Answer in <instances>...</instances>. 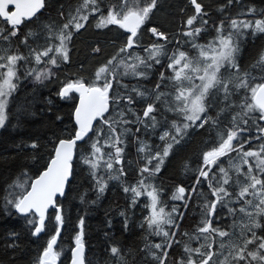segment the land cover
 Segmentation results:
<instances>
[{
    "label": "trees",
    "instance_id": "16d2710c",
    "mask_svg": "<svg viewBox=\"0 0 264 264\" xmlns=\"http://www.w3.org/2000/svg\"><path fill=\"white\" fill-rule=\"evenodd\" d=\"M82 3L83 0H45L43 12L21 25L17 35L10 40H0V55L19 54L25 57L17 62V88L11 94L7 121L0 131V264H38L47 241L58 226L61 230L55 246V250L60 253L58 264H70L81 219L84 221L86 264H160L156 256H161L164 264H186L189 258L194 264H202L207 258L203 255L205 253L213 254L208 264H248L246 260H233V256L239 247L244 246V241L252 236L253 231L257 237H264V216L257 218L261 227L256 228L252 227L248 215L239 211L241 207L253 210L246 203L247 200L258 202L252 195L239 198L241 186L247 183L242 173H247L248 164H244L243 160L247 159L253 165L254 174H258L256 158H245L243 152H260L261 146H264V133L259 132L258 127H264V121L258 119V112L246 117V125L240 120L234 122L232 117L240 113L245 100L250 102L251 98L248 89L235 87L237 79L244 78L252 85L264 83V67L258 66L264 54V32L255 27L233 29L232 21L253 25L257 20L264 21V0H197L202 8L200 15L196 14L192 0H157L156 7L138 30V44L129 51L133 57L146 58V48L153 44L163 45V54L158 57L160 63L149 61L152 67H141L139 70L146 72L144 77L119 75L113 81L109 94L111 108L105 117L114 122L116 134L123 141L118 145L123 149L120 163L113 159V168L106 167L108 154L114 155L115 152L114 148L106 145L102 147L104 159L99 162L97 169L93 170L84 163V157L91 154V144L99 138L104 145L108 137V125L99 119L94 128L101 129L99 137L92 132L76 146L72 180L65 196L57 202L64 218L62 226L57 225L56 210H52L43 234L37 237L32 234L33 225L28 220L38 223V217L32 213L22 216L6 203L12 198L11 194L30 190L27 183L24 189L15 187L18 179L30 183L37 178L54 156V148L59 140L74 137L77 130L74 114L79 95L72 93L70 97L61 98L58 93L64 83L76 79L92 83L99 67L117 56L129 35L118 25L98 27L101 15L106 16L110 8L120 3V0H98L100 11L88 14L87 20L82 21L84 26L78 31L70 28L72 37L67 44L69 59L63 61L58 58L57 74L45 81L28 83L31 76L50 65L38 64L35 53L47 46L59 44V33L77 15ZM193 16L196 19L191 28L201 29L194 38L184 35L189 30L187 20ZM221 25L223 31L218 32ZM152 28L164 33L168 37L167 42L154 37ZM229 33L234 34L238 48L234 59L239 72L228 65L221 68V78L230 82L228 98L225 99L222 89L214 96L210 95L205 101L206 112L202 114V117L211 118L209 123L203 128L190 127L185 130L179 142L173 143L159 172L152 175L144 173L142 177L140 170L145 165L151 168L157 163L152 160L149 165L148 160L172 143L171 137L176 134L175 126L187 122L183 114L170 110L174 107L176 82L171 79L174 73L168 67L169 57L174 52L185 51L190 58H198L199 53L193 48V42L207 46L212 42L218 43L219 35ZM25 38L27 43H23ZM97 48L99 52L94 51ZM121 58L128 63L135 62L134 59H128L127 54L121 53L114 63ZM44 59L47 60V57ZM123 71L122 66L117 68L118 73ZM161 73L165 77L163 80ZM198 81L194 83L198 84ZM184 83L187 87L188 82ZM157 84L161 85L159 90L156 89ZM134 88L145 95H137ZM157 91L165 94L160 100L156 99ZM129 95L132 97L131 103L126 99ZM150 103L156 109L151 114L155 117L154 123L143 117ZM236 127L244 129L238 131L237 139L233 141L237 150L217 161L231 177L229 184L225 185L230 196L225 197L222 204H217L214 216L207 217L205 203L213 201L215 197L211 195L210 180L200 178V183H196L199 169L203 166V153L218 146L221 134ZM166 132L169 136L162 140ZM34 143L37 145L35 148L31 146ZM241 144L242 151L239 147ZM142 146L144 151H140ZM260 154L264 157V152ZM213 174L217 178L222 175L217 166H212L209 177ZM96 178L103 179L105 187L102 193L98 190ZM142 178L146 185L156 189L158 208L163 207L172 216V224L161 225L162 230L170 234L167 238L163 231L158 232L155 225L152 228L148 226L151 200L147 194L135 197L131 191L124 190L126 187H136ZM259 178L264 179V174H260ZM178 187L186 190L183 200L173 199ZM174 208L176 211H173ZM233 209L235 211H230ZM206 218L211 219L213 228L223 230L228 235L221 237L211 230L208 233L199 232L198 228L203 226ZM173 233L174 236L171 235ZM169 242L170 247L167 246ZM259 242L256 240L249 244L247 250L256 251ZM156 244H161L162 248H155ZM110 245L119 249V254L114 256L110 250L104 258V251ZM186 248L193 251H186ZM195 249H200V252H195ZM164 251L168 253L166 258L162 255ZM251 264L264 262L253 260Z\"/></svg>",
    "mask_w": 264,
    "mask_h": 264
},
{
    "label": "snow or ice",
    "instance_id": "6c2138e0",
    "mask_svg": "<svg viewBox=\"0 0 264 264\" xmlns=\"http://www.w3.org/2000/svg\"><path fill=\"white\" fill-rule=\"evenodd\" d=\"M195 5V11L197 15L202 13V8L197 0H192ZM157 0H120L118 6L110 8L107 15H101L98 27L107 25H118L119 28L124 29L129 35L123 47L120 48L117 56H113L108 60L106 64L99 67L95 73V79L92 83H87L83 79L69 80L64 83L58 95L61 98L70 97L71 93L79 94V106L75 109V123L78 126L75 131L74 137L69 139H60L58 145L54 148V156L47 164L46 170L38 175L37 178L21 182L19 179L15 182V187L25 188L27 183L30 190L25 189L19 194H11L12 198L7 200V204L15 208L16 212L27 215L29 213L38 216V223L34 220H28L30 225H33V235H38L45 229V218L49 207H53L56 210L55 221L57 225H63L64 218L60 212V209L56 203L57 195L63 196L65 194V185L72 173V161L73 153L78 141H83L89 132H95L99 137L101 129L93 128V121L100 118L105 124L108 125L109 133L107 139L104 141V145L100 143V139L97 138L91 144L90 156L84 157V163L88 164L93 170L99 167V162L104 159V153H102V147L105 145L115 149L114 155L109 153V161L106 162L108 169L113 168L112 160L116 163H120V156L123 151L120 145L123 141L120 136L116 134V128L114 122L105 117V113L109 111L110 103V91L113 88V81L118 78L119 75H132L134 77H144L145 71H141V67L144 69L152 67L149 61H154L156 64L160 63L158 57L163 54V45L153 44L150 48H146L148 52L146 58L140 56L133 57V53L130 49H133L138 44V30L149 18V14L156 7ZM45 6V0H0V40L8 41L11 37L17 35L19 27L26 20H31L36 16ZM14 9V10H13ZM98 0H83L81 8L77 9V15L73 16L68 24L63 26V30L59 33L57 39L59 44L57 46H47L42 51L35 53V60L39 63L50 64L51 66H58V58L63 61L69 59L67 44L72 37V31L70 28H74L78 31L84 26L82 21H86L88 14L99 12ZM196 16H193L187 20L189 30L184 32L185 36L194 38L197 36L201 29L191 28ZM7 25V27H5ZM255 27L258 31L264 32V21L257 20L255 24L249 22H237L232 21V28H250ZM223 31V25H221L218 32ZM151 32L158 40L166 41L168 37L158 31L156 28H152ZM218 43L212 42L207 46L198 45L193 42V48L198 50V58H190L185 51L174 52L170 59L168 67L172 69L174 76L171 77L176 82L174 107L170 110L178 111L183 114L186 123L182 126H175V135L171 137L172 143H168L162 152H156L155 155L148 160L150 165L152 160H156L157 163L151 168L145 165L140 171L143 177L144 173L152 175L159 172L160 166L164 163V158L169 155V151L173 146V143H178L179 138L183 135L185 130L190 127L203 128L205 124H208L211 120L208 116L201 114L206 112L207 98L221 89L225 93V99L230 94V88L228 81H224L220 76L221 68L228 65L231 68L236 69L239 72V67L235 63L234 54L238 51V48L234 41V34L229 33L227 35H219ZM27 43V39L23 41ZM99 52V48L94 49ZM50 53H53L50 55ZM121 53L127 54L128 59H134V63H128L125 59L121 58L117 63V57ZM47 57V60L44 58ZM25 59V57L19 54H9L7 56L0 55V127H3L7 119V104L8 98L12 92L16 90V84L14 78H16V65L19 60ZM123 67V72L118 73L117 68ZM258 66L264 67V54L261 55L258 61ZM53 75L51 68H45L36 73L35 79L38 81L48 79ZM165 79L163 73H161V80ZM199 80V84H195L194 81ZM185 81L188 82V86H185ZM160 84L156 85V89L159 90ZM236 88H246L251 94L250 102L246 99L241 112L232 117L233 121H242L244 125L248 124V119L252 113H259L258 119L264 121V83L252 85L248 80L244 78H238L235 83ZM215 90V92L210 91ZM137 92V95H145L143 92L133 89ZM165 94L157 91L156 99L160 100ZM129 103L132 102V97L129 95L126 97ZM114 102V101H113ZM153 104H148L143 112V117L155 122V117L151 114L155 111ZM59 119V117H58ZM199 121V123H197ZM213 124L217 121H211ZM127 123V121H125ZM238 131H244L242 127H236L229 129L226 134H221L220 143L218 146L213 147L203 153V166L199 169V176L196 183H200V178L210 180L209 187L211 189V195L215 197L213 201L205 203V209L207 217H212L216 214L217 204H222L225 197H229L225 185H228L231 177L225 168L220 167L217 161L220 157L227 155L229 152L236 151L237 148L233 145V141L237 139ZM258 131L264 133V127H258ZM169 136V133H165L161 137L163 140ZM258 139L261 137H257ZM33 148L37 147L34 143L31 145ZM240 150L242 151L243 145L241 144ZM140 151H144V147L140 148ZM261 152H264V146H261L260 152L246 151L243 152V157H254L257 160L256 169L258 174H254L253 165L249 164L247 159L243 160L244 164H248L247 173H242L247 183L241 186L239 192V198L244 199L248 195H252L258 202L247 200L246 203L253 209L248 211L247 208L241 207L240 212L248 215L252 227L259 228L261 224L257 219L260 216H264V179L259 178L260 174H264V157H261ZM212 166L219 168V173L222 175L217 178L215 174L209 177V173L212 171ZM240 172V169L237 168ZM121 174L123 170L121 169ZM95 177V171H93ZM211 181H215L212 183ZM98 190L102 193L104 191L105 184L102 178H96ZM151 188L149 191L148 189ZM125 192L131 191L135 197H140L146 193L151 200V215L148 217V226L152 228L154 225L159 231H163L162 224H172L173 219L170 213H166L163 207L158 208L159 197L157 191L151 185H146L145 180L142 178L136 187H126ZM185 188L178 187L173 199L183 200L185 199ZM195 191V188H193ZM135 203V200L133 201ZM173 211H176L174 208ZM230 211H235L230 210ZM83 219L80 220V232L75 237V247L72 250L71 264H85L84 260V243H83ZM218 233L219 236H227L228 233L218 228L212 227L211 219H205L203 226L198 228L201 233H208L209 231ZM252 231V228H249ZM164 237H169V232L163 231ZM174 236V233L171 234ZM60 236V227L55 228V234H53L47 241V246L43 249V252L39 258L38 264H57L60 253L55 250L57 244V238ZM259 240L256 251H248L247 246ZM168 247L171 246V242L168 243ZM155 248L161 249V244H156ZM264 237H257L253 231L252 236L244 241V246L239 247L233 260L239 262L241 260L248 261L251 264L253 260H259L264 262ZM186 251H193L186 248ZM195 252L199 253L200 249H195ZM111 253L115 256L119 254V249L113 247ZM155 255V254H154ZM163 257L166 258L168 253L164 251ZM207 258L202 261V264H208V260L211 259L212 253H205ZM249 257L251 258L249 260ZM156 259L160 261V264H164V259L161 256H156ZM183 264V262H182ZM186 264H194L191 258H189Z\"/></svg>",
    "mask_w": 264,
    "mask_h": 264
},
{
    "label": "water",
    "instance_id": "95a60500",
    "mask_svg": "<svg viewBox=\"0 0 264 264\" xmlns=\"http://www.w3.org/2000/svg\"><path fill=\"white\" fill-rule=\"evenodd\" d=\"M44 8H45V6H44ZM44 8H42L39 12H37V14H36V16L37 15H39L43 10H44ZM14 10V9H13ZM32 19H34V17L32 18ZM31 19V20H32ZM27 21H29V20H27ZM76 94H78V93H76ZM79 95V94H78ZM65 99V98H64ZM79 106V100H78V104H77V107ZM110 108H111V106H110V103H109V111H110ZM109 111L107 112V113H105V116L109 113ZM100 118H97V120H95V121H93V128H95V125L97 124V122H98V120H99ZM74 120H75V114H74ZM76 124V123H75ZM77 126V125H76ZM77 128H78V126H77ZM92 134V132H89V134H88V136L89 135H91ZM87 137V136H86ZM78 142H80V141H78ZM77 142V143H78ZM77 146V145H76ZM75 155H76V148L74 149V153H73V161H74V159H75ZM73 161H72V163H73ZM46 170V169H45ZM72 176H73V165H72V173H71V175L69 176V179H68V181H67V183H66V185H65V194H66V191H67V188H68V185H69V183H70V181L72 180ZM65 194L63 195V196H60V195H57V197H56V203L58 202V200L59 199H62L64 196H65ZM52 210H55V208H53V207H49V209L47 210V213H46V218H45V223H46V221H47V219H48V215H49V213L52 211ZM20 214V213H19ZM31 213H29V214H27V215H30ZM20 215H22V216H27V215H24V214H20ZM38 217V216H37ZM43 234V231L40 233V234H38V235H36L37 237H40L41 235ZM60 234H61V230H60ZM58 240H59V237L57 238V242H58ZM84 260H85V246H84ZM57 264H58V260H57ZM70 264H71V262H70ZM86 264V263H85Z\"/></svg>",
    "mask_w": 264,
    "mask_h": 264
},
{
    "label": "rangeland",
    "instance_id": "374dc122",
    "mask_svg": "<svg viewBox=\"0 0 264 264\" xmlns=\"http://www.w3.org/2000/svg\"><path fill=\"white\" fill-rule=\"evenodd\" d=\"M49 68H51V67H49ZM51 71H52V73H53V68H51ZM52 76V75H51ZM50 76V77H51ZM16 78H17V69H16ZM16 78H14V83L16 84ZM44 80H46V79H44ZM44 80H41V81H44ZM37 82H40V81H38V80H36L35 78H33V80H31V82H29L30 84H35V83H37ZM187 82V81H186ZM200 83V81H198V84ZM16 88H17V85H16ZM13 93V92H12ZM11 97V96H10ZM10 97L8 98V104H7V109H6V112L8 113V108H9V104H10ZM202 115V114H201ZM7 117H8V114H7ZM6 121H7V119H6ZM6 121H5V124H6ZM4 124V125H5ZM4 127V126H3ZM3 127H0V131L3 129ZM112 249V246L110 245V246H107L106 247V249H105V251H104V254H103V257L105 258V257H107V255L109 254V251ZM126 249V248H125Z\"/></svg>",
    "mask_w": 264,
    "mask_h": 264
},
{
    "label": "flooded vegetation",
    "instance_id": "af4514ba",
    "mask_svg": "<svg viewBox=\"0 0 264 264\" xmlns=\"http://www.w3.org/2000/svg\"><path fill=\"white\" fill-rule=\"evenodd\" d=\"M44 9H45V8H44ZM42 12H43V11H42ZM37 16H38V15H37ZM37 16H35L34 19H35ZM34 19H32V20H34ZM32 20H29V21H32ZM29 21H25V22H29ZM25 22H24V23H25ZM24 23H23V24H24ZM23 24H22V25H23ZM49 67L53 68V70H54V71H53V75H52L50 78H48V79H51L52 77H54V76L57 74V69H56V66H51V65L45 66L43 69H45V68H49ZM43 69H42V70H43ZM35 76H36V74H34L33 76H31L30 79L28 80V82H31V80H33V78H35ZM48 79H46V80H48ZM44 81H45V80H44Z\"/></svg>",
    "mask_w": 264,
    "mask_h": 264
},
{
    "label": "bare ground",
    "instance_id": "6f19581e",
    "mask_svg": "<svg viewBox=\"0 0 264 264\" xmlns=\"http://www.w3.org/2000/svg\"><path fill=\"white\" fill-rule=\"evenodd\" d=\"M86 262V261H85Z\"/></svg>",
    "mask_w": 264,
    "mask_h": 264
}]
</instances>
